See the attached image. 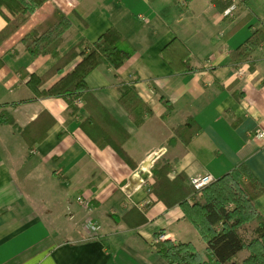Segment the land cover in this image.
Wrapping results in <instances>:
<instances>
[{"label": "crops", "instance_id": "obj_1", "mask_svg": "<svg viewBox=\"0 0 264 264\" xmlns=\"http://www.w3.org/2000/svg\"><path fill=\"white\" fill-rule=\"evenodd\" d=\"M52 7L72 22L61 53L82 39L95 42L110 28L135 48L120 68L103 65L87 76L89 87L129 131L124 148L135 166L113 147H99L63 97L38 96L28 84L54 58L31 54L21 37ZM228 8L221 11L213 0H49L0 47V105L9 104L15 121H0V264H170L153 244L161 231L165 239L191 242L204 252L206 242L183 207L169 208L150 192L158 160L173 164L171 178H218L245 162L264 186V140L254 137L264 129V44L239 66L229 55L264 25V0H233ZM6 24L0 14V31ZM184 45L200 70L185 73L165 59L166 52L168 60H178ZM117 75L126 81L140 77L139 94L153 110L141 126L119 102ZM44 111L54 124L42 142L30 146L21 129ZM188 118L201 131L185 144L175 140L174 130ZM256 205L264 218V193ZM140 211L147 221L132 226ZM88 219L99 228L89 229ZM137 238L141 244L134 243Z\"/></svg>", "mask_w": 264, "mask_h": 264}, {"label": "trees", "instance_id": "obj_2", "mask_svg": "<svg viewBox=\"0 0 264 264\" xmlns=\"http://www.w3.org/2000/svg\"><path fill=\"white\" fill-rule=\"evenodd\" d=\"M48 1L0 0V14L7 21L0 31V47ZM213 2L221 11L233 4V0ZM248 19L243 18L235 27ZM71 25L70 18L64 12L52 7L21 37L31 54H50L54 58L46 70L31 74L28 84L38 96L63 97L70 113L80 120V127L99 147H113L127 163L135 166L124 148L129 131L102 104L87 83V76L100 66L120 68L135 53V48L119 30L110 28L95 42L82 39L67 52L61 53L60 46ZM174 42L164 50H168ZM263 44L264 25L253 29L243 43L230 51L231 64L239 66L248 61ZM185 47L178 60H168L166 52L165 59L173 67L181 66L185 73L200 70L194 67L191 54ZM2 57L0 52V68L4 64ZM78 57L82 59L73 69L66 71V67ZM250 69H254V66L250 65ZM55 75H61L60 79L49 89H41ZM118 80L119 102L133 122L141 126L146 117L153 114V110L139 94L137 83L140 77L134 75L130 81H126L118 76ZM163 102L171 107L169 100L163 98ZM8 108L9 104L0 105V121L15 125ZM82 110L87 115L80 113ZM53 124V116L44 111L21 132L30 146H34L46 138ZM174 131L176 141L188 144L201 131V127L194 118H188ZM172 170L171 162L158 160L152 168L155 181L150 192L155 193L169 208L177 204L183 207L187 219L206 242V249L201 252L191 242L164 239L153 243L158 253L170 264H264V218L256 205V199L264 193V186L246 163L234 166L201 193L194 188L185 173L171 178L169 174ZM137 212L135 209L131 213ZM146 221L145 214L140 211L131 225L138 226ZM160 234L162 231L156 237ZM243 252L247 256L241 258Z\"/></svg>", "mask_w": 264, "mask_h": 264}, {"label": "built area", "instance_id": "obj_3", "mask_svg": "<svg viewBox=\"0 0 264 264\" xmlns=\"http://www.w3.org/2000/svg\"><path fill=\"white\" fill-rule=\"evenodd\" d=\"M231 8H228L226 12H230ZM255 139L264 140V129H258L254 135ZM215 177L212 174H203V175H196L190 178V183L194 186V188L199 191L200 193L202 190L207 187L209 184L215 181ZM78 200L83 205H89V200L79 196ZM87 227L91 230H97L99 226L95 224L91 219L87 220ZM165 235L160 234L156 237L155 241L164 240Z\"/></svg>", "mask_w": 264, "mask_h": 264}, {"label": "rangeland", "instance_id": "obj_4", "mask_svg": "<svg viewBox=\"0 0 264 264\" xmlns=\"http://www.w3.org/2000/svg\"><path fill=\"white\" fill-rule=\"evenodd\" d=\"M127 240H128V239H127ZM134 241H135L134 243H139V244H141V243H140L141 240H140L139 238H137V240L135 239ZM127 243H128V242H127ZM132 243H133V242H132Z\"/></svg>", "mask_w": 264, "mask_h": 264}, {"label": "bare ground", "instance_id": "obj_5", "mask_svg": "<svg viewBox=\"0 0 264 264\" xmlns=\"http://www.w3.org/2000/svg\"><path fill=\"white\" fill-rule=\"evenodd\" d=\"M151 164V163H150ZM150 168V167H149ZM147 170H149V169H147Z\"/></svg>", "mask_w": 264, "mask_h": 264}]
</instances>
